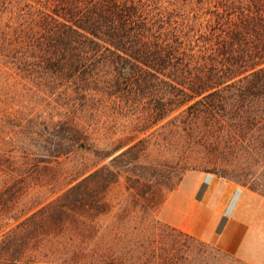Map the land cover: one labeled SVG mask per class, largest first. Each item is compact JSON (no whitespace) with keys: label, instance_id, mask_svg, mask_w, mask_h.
Here are the masks:
<instances>
[{"label":"trees","instance_id":"obj_1","mask_svg":"<svg viewBox=\"0 0 264 264\" xmlns=\"http://www.w3.org/2000/svg\"><path fill=\"white\" fill-rule=\"evenodd\" d=\"M38 2L36 25L0 16V65L47 107L17 117L0 84V173L48 196L0 264H223L157 215L190 170L244 166L264 196V0Z\"/></svg>","mask_w":264,"mask_h":264},{"label":"rangeland","instance_id":"obj_2","mask_svg":"<svg viewBox=\"0 0 264 264\" xmlns=\"http://www.w3.org/2000/svg\"><path fill=\"white\" fill-rule=\"evenodd\" d=\"M40 9L41 4L38 2V0H0V16H4L7 18L12 13L15 19L25 26L28 24L36 25L39 18L38 10ZM0 84L1 86H3V100L6 97L7 102L12 105L15 110L18 111L17 117L27 119V116H30L32 113L38 110H47L46 104L44 103V98H42V96L36 97V91L32 86V83L30 81H27L26 79L20 78V76H14L13 74H10L9 67L0 65ZM14 117L15 115H13L12 119L10 120L17 123L19 122V120H21L20 118ZM0 160H3L1 156ZM9 161H12V163H10L12 167L17 166V164L14 163L13 160L9 159ZM92 162H94V160L91 157L88 159L87 156L81 153H77L72 155L64 164H62V166L57 167V170L55 171L59 172V170L61 171V168L73 170L81 163L85 164L86 166L90 165ZM3 165H7V163H3ZM242 168H244V166L237 165L235 167L224 166L223 169L218 167L208 172L190 170L183 176L182 181L187 175L195 173H199V176H201L202 179L200 181H197L196 179H187L186 185L181 192H185L184 190H187L188 187L190 188L193 185L195 186L199 184L200 189L197 193V199L199 200L203 191L208 187V184L212 180L217 181L220 184L233 183L239 188V190L243 188L252 191L247 185H245L243 181H237L235 178H233V174H235V172L239 173ZM21 170L22 169H20L17 174H20ZM14 174L12 176H4L0 173V243L13 229H15L18 224H20L24 220L30 210L38 209L39 204L42 202L43 198L45 196H48V188H42L39 186V176H41V171L39 173H34L35 178L30 181V184H28V182H25L24 179L23 181H21V179H18L19 177L15 176ZM182 181L174 191L167 194L166 200L177 192L178 193L175 195V199L173 200V202L176 203L180 200L181 192L179 191V189ZM57 187L58 186H55L53 190H56ZM239 190H236L235 193L232 194L226 206L222 219L223 224L225 222V219H227L231 214L238 200V197L241 193ZM123 191L124 190L122 189V186H119L114 190L113 193L118 195L123 193ZM252 192L264 199L263 194L254 191ZM163 205L158 212V220L168 225L170 224L165 221V217L174 218L177 222H179L180 215L178 214V211H174L172 208H169V210L164 213ZM257 219L258 218H255L254 216L250 224L256 227L259 224L264 226V219L261 220V222H259ZM223 254H225L221 257V262L223 264H249L226 252H223ZM254 256L258 261H260L261 254H259V250L254 252ZM2 262L3 261H1V263Z\"/></svg>","mask_w":264,"mask_h":264},{"label":"crops","instance_id":"obj_3","mask_svg":"<svg viewBox=\"0 0 264 264\" xmlns=\"http://www.w3.org/2000/svg\"><path fill=\"white\" fill-rule=\"evenodd\" d=\"M187 179L200 181L202 177L199 173L187 175L180 185V192ZM199 189L197 184L179 192L180 200L176 203L173 200L178 192L169 197L163 205V212L172 208L178 211L180 220L177 222L174 218L165 217V221L202 241L214 243L219 250L249 264H264V226L250 224L254 216L259 222L264 219V199L252 191L239 190L233 183L220 184L212 180L198 200ZM236 190L241 193L231 214L225 219L221 233L217 235L226 206ZM257 250L261 254L260 261L254 256Z\"/></svg>","mask_w":264,"mask_h":264},{"label":"built area","instance_id":"obj_4","mask_svg":"<svg viewBox=\"0 0 264 264\" xmlns=\"http://www.w3.org/2000/svg\"><path fill=\"white\" fill-rule=\"evenodd\" d=\"M210 178H211V176H210Z\"/></svg>","mask_w":264,"mask_h":264}]
</instances>
